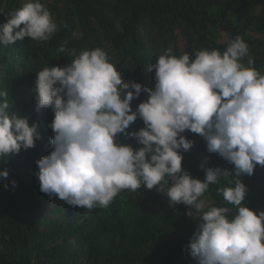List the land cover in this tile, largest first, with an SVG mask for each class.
<instances>
[{"label":"clouds","instance_id":"obj_1","mask_svg":"<svg viewBox=\"0 0 264 264\" xmlns=\"http://www.w3.org/2000/svg\"><path fill=\"white\" fill-rule=\"evenodd\" d=\"M6 16L0 25V45L5 47L26 37L48 41L58 30L40 0H29ZM67 43L58 51H68ZM172 53L167 48L148 66L147 71L155 70L154 89L124 82L99 47L78 55L72 49L69 65L36 73L35 110L50 108L54 113L48 125L54 133L52 151L36 161L39 189L50 199L92 210L107 208L124 190L155 187L168 202L185 205L188 217L199 219L186 245L196 264H264V211L244 206L247 188L240 180L244 174L251 176L257 165L264 166V75L252 66L240 36L229 39L223 53ZM244 57L247 66L241 62ZM142 91L147 99L133 111L131 101ZM8 96V91H0V161L34 147L41 138L37 123L30 126L27 117L9 110ZM138 117L144 127L127 131ZM186 130L204 138L208 153L234 165V187L218 189L236 208L231 219L228 207L213 206L201 213L205 202L200 198L230 171L207 167L203 181L191 177L182 168L181 152L192 147L182 135ZM121 134L142 147L116 143ZM8 176V169L0 170V179ZM10 183L17 186L14 180Z\"/></svg>","mask_w":264,"mask_h":264},{"label":"trees","instance_id":"obj_2","mask_svg":"<svg viewBox=\"0 0 264 264\" xmlns=\"http://www.w3.org/2000/svg\"><path fill=\"white\" fill-rule=\"evenodd\" d=\"M40 2L57 23L58 30L52 38L36 42L26 37L6 47L0 45V91H8L12 113L27 117L30 126L38 124L41 137L34 147L22 148L18 154L0 161V170L9 171L6 180L0 179V264H196L186 245L199 219L188 217L185 205L168 202L155 187L124 190L107 208L97 206L86 216L70 209L62 221H41L44 193L34 173L38 171L36 161L52 151L50 138L54 133L48 125L54 113L50 108L35 110L36 73L45 67L69 65L74 59L68 55L72 49L78 55L99 47L115 64L124 82L154 89L155 70L147 71L148 66L156 63L169 47L173 55H182L176 45L178 28L193 57L202 49L223 53L229 39L242 37L254 60L252 66L264 75V0ZM24 4L19 0H0V8L5 10V14H0V25L6 22L9 10ZM64 41L68 42V51L61 53L58 49ZM146 99L147 93L142 91L131 101L132 110ZM143 127L138 117L127 131ZM182 135L192 142L187 152H181L182 168L191 177L203 181L207 167L230 171L229 177L209 185L201 213L213 206L228 207L231 219L236 208L223 199L218 189L234 187V165L218 154L208 153L206 141L198 134L186 130ZM116 143L131 145L133 149L142 147L122 134L116 137ZM13 180L16 187L10 183ZM240 180L247 188L244 206L257 213L264 211V166L257 165L251 176L244 174Z\"/></svg>","mask_w":264,"mask_h":264},{"label":"rangeland","instance_id":"obj_3","mask_svg":"<svg viewBox=\"0 0 264 264\" xmlns=\"http://www.w3.org/2000/svg\"><path fill=\"white\" fill-rule=\"evenodd\" d=\"M21 3H27L29 0H19ZM47 4L52 3V0H44ZM57 5L61 7L62 5L57 2ZM176 35V45L178 51H180L182 54L184 52L190 53V51L187 49L186 44V38L184 34L180 31V29L175 30ZM224 38V35L222 36ZM192 52V51H191ZM193 53V52H192ZM191 54V53H190ZM250 56V53H249ZM251 57V56H250ZM248 57H244L241 61L245 66H247ZM202 199L205 204L207 203V195L203 194V196L200 198ZM70 209H75L74 211H77L80 216H86L88 213L92 210L84 209L83 207H73L69 206L68 204L64 203L63 201H60L58 197H52L51 199L48 197V195L43 194L42 195V211H41V221L43 220H49V221H62L67 218V215L71 213ZM70 211V212H69Z\"/></svg>","mask_w":264,"mask_h":264}]
</instances>
